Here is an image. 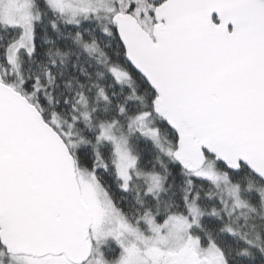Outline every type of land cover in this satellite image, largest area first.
Here are the masks:
<instances>
[{
	"label": "snow or ice",
	"instance_id": "obj_1",
	"mask_svg": "<svg viewBox=\"0 0 264 264\" xmlns=\"http://www.w3.org/2000/svg\"><path fill=\"white\" fill-rule=\"evenodd\" d=\"M0 264H264V0H0Z\"/></svg>",
	"mask_w": 264,
	"mask_h": 264
}]
</instances>
